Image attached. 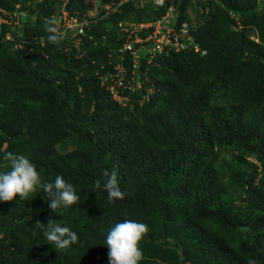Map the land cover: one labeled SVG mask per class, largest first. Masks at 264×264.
<instances>
[{"label":"trees","instance_id":"16d2710c","mask_svg":"<svg viewBox=\"0 0 264 264\" xmlns=\"http://www.w3.org/2000/svg\"><path fill=\"white\" fill-rule=\"evenodd\" d=\"M198 3L208 11L192 33L206 53L160 56L149 68V98L140 105L135 92L121 105L99 80L118 46L117 24L164 8L123 4L81 36L77 56L68 35L47 41L52 0H0L9 20L17 4L33 15L16 29L0 24V171L10 170L6 152L24 154L45 179L62 175L80 194L62 215L43 191L0 201V264H109L106 235L125 218L149 227L138 264H264V1L259 10L256 0ZM189 4L176 3L180 19ZM93 8L66 0L70 13ZM69 138L73 148L59 151ZM105 169L117 170L123 200L93 192ZM50 219L78 234L66 251L34 229Z\"/></svg>","mask_w":264,"mask_h":264},{"label":"clouds","instance_id":"9594fccd","mask_svg":"<svg viewBox=\"0 0 264 264\" xmlns=\"http://www.w3.org/2000/svg\"><path fill=\"white\" fill-rule=\"evenodd\" d=\"M263 1L264 0H256L258 10L261 8ZM131 2L138 4L139 6H142L146 2H151L154 8L156 9L164 8L163 13L166 10V7H157L151 0H144L142 3L139 0L130 1L127 3ZM177 2H175V9L178 14V20L187 21V23L189 24L190 33L194 36L192 30L196 23L193 24L192 22H190L187 16L183 19L179 18L180 12L176 6ZM107 3L108 2L102 3L101 5ZM121 7L119 10L116 11H120ZM207 11L208 7H202V5L200 6L201 16H204ZM230 16H232L237 22L235 26L233 25V28L239 30L242 29L243 25L240 24L238 16L233 12H230ZM58 24L59 21L56 17L46 19L44 22V30L46 33H48L47 41L55 45H59L62 41L67 38V32L61 31L58 27ZM248 35H250L252 39L256 41L258 40L255 35V31L254 33ZM88 38H91V35H89ZM194 38L200 46L201 50H205V52L202 53L201 50L188 51L200 52L204 55L206 53V49L200 44V42L196 39L195 36ZM73 47L76 48V55L81 56L83 50L80 49V46L79 48L75 46ZM107 61L105 64H102V66L106 65V72L112 69V66L108 64ZM158 64L159 60L158 63L153 66H156ZM150 67L152 66H149V68ZM149 68L146 75L147 81L144 82V87H151L153 89L154 87L152 85H149ZM100 76L99 80L101 81ZM101 85L103 84L101 83ZM3 160L7 162L10 170L0 171V201L11 202L17 196L19 197V201H27L29 200L30 194H36L40 191H43L50 198L48 202V207L53 212L59 213V215H62V213L58 212V209L67 210L71 206L80 203V194L76 191L73 184L67 182L62 175H56L54 179H45L37 171L36 165L29 159L28 156L19 153L6 152L3 155ZM101 189L107 192L108 203H115L116 200H123L126 196V192L121 190L119 186L118 172L115 169H113L112 171H109L107 169L103 170L102 179L98 178L94 181L93 192ZM34 229H40L48 243L51 244L57 252L66 251L72 244L76 243L79 239L78 234L73 231L70 227L66 225L62 226L60 223L55 222V220L51 219L46 225L40 220H37L35 222ZM148 232V225L142 222H137L135 220L125 218L122 222L116 223L114 227H112L108 231L105 240V244L108 248L109 264H138V262L141 261L143 258V252L142 249L139 247V244L145 234H147ZM248 264H257V262L256 260L252 259L248 261Z\"/></svg>","mask_w":264,"mask_h":264},{"label":"built area","instance_id":"2783aa9c","mask_svg":"<svg viewBox=\"0 0 264 264\" xmlns=\"http://www.w3.org/2000/svg\"><path fill=\"white\" fill-rule=\"evenodd\" d=\"M137 0H118L103 4L102 8L90 9L88 14L79 12L70 13L66 9V0H61L58 9L52 13L59 21L58 27L66 31L71 39V45L78 47L81 44V36L86 35L91 25L110 12L119 10L127 2ZM141 3L144 0H139ZM157 7H166L165 12L156 18L142 19L137 22H119L117 24L118 46L112 47L107 55L108 64L112 66L110 71L101 76V83L109 90L112 98L122 105H126L131 95L137 92L141 98L140 104L149 98L151 87H144L147 81L149 66L158 63L162 55L178 53L181 51L201 50L194 36L190 33L187 21L178 20L175 2L179 0H151ZM18 4L16 9H18ZM5 14H7L5 12ZM13 24L19 21L18 12L7 14ZM13 16H16L14 20ZM0 24L7 23V18L0 15ZM8 24H10L8 22ZM105 38V36H102ZM202 53L205 50H201ZM127 55H130V68L126 65ZM142 66L144 68H142Z\"/></svg>","mask_w":264,"mask_h":264},{"label":"rangeland","instance_id":"374dc122","mask_svg":"<svg viewBox=\"0 0 264 264\" xmlns=\"http://www.w3.org/2000/svg\"><path fill=\"white\" fill-rule=\"evenodd\" d=\"M58 1L59 0H52L53 6L56 7L55 9L59 8L58 5H60V2L58 3ZM89 1L93 3L94 8H97L98 10H100L102 8L101 0H89ZM18 7H19L18 16H19L21 21H22V19L25 20L27 18L29 19V18L33 17L32 13H30L29 10H27V9L20 10V5L19 4H18ZM186 16L189 19V21L192 22L193 24H195L199 20V18L201 16V13H200V5L198 3V0H190V4H189V6L187 7V10H186ZM7 20H8L7 24H8V22L11 23V19L10 20L7 19ZM21 21L18 22V24L19 23L21 24ZM20 24L19 25L12 24L11 27L13 29H16L18 26H20ZM246 32L248 34H252V33H254V30L253 29H247ZM8 36L10 37V34H8ZM72 148H73V140L71 138H69V139H67V140H65V141H63V142H61L60 144L57 145V149L59 151H62V152L69 151ZM251 160H255V159L251 158Z\"/></svg>","mask_w":264,"mask_h":264}]
</instances>
